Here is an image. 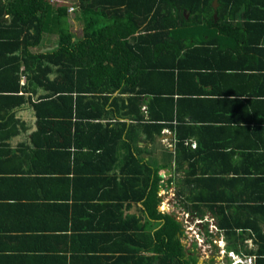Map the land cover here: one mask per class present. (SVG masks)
Masks as SVG:
<instances>
[{"label": "crops", "instance_id": "1", "mask_svg": "<svg viewBox=\"0 0 264 264\" xmlns=\"http://www.w3.org/2000/svg\"><path fill=\"white\" fill-rule=\"evenodd\" d=\"M51 1L67 8L70 30L75 37H81L86 18L82 17L80 0ZM126 1L83 3L95 4L88 5V9L114 12L125 9ZM129 1L140 10H148L154 3V0ZM214 1L216 9L220 8L214 12V20L220 27L207 23L195 29H182L183 38L195 39L194 45L182 49L170 75L149 76V86L163 90L164 95L156 100L159 107L155 105L152 110L160 114L162 106L166 107L162 114H170V108L167 109L172 102L174 117L168 124L174 127H165L152 140L135 141L132 151L151 166H163L159 172L163 187L158 194L161 206L169 205L166 213L178 210L179 215L184 212L201 218L211 215L220 228L209 210L199 215L182 206L183 196H177L180 188L171 180L191 176L193 172L200 176L206 171L205 178H213L194 190V194L219 197L223 204L231 199V205L243 206L235 211H242L245 220L257 219L264 232V0ZM50 36L45 40V50L57 44L58 38L53 42L49 41ZM146 108L142 107L145 118ZM14 114L20 122L19 132L7 141L12 153L5 155L7 148L0 149V264H160L155 233L161 223L148 218L140 221L146 227L141 232L148 239L133 229H125V225L133 227L136 220H125L124 209L129 215L140 216L141 202L131 201L132 204L124 206V190L120 187H75L71 196L64 177L43 171H48L50 165L60 169L59 160L47 163L49 156H38L27 148L31 134L37 129L33 108L27 104ZM178 126L195 159L184 160L183 168L175 175ZM108 150L109 156L101 164L100 160L86 159L77 168L83 167L90 174L91 168L100 164L97 177L103 181L119 175L123 167L122 143L114 151ZM112 152L118 161L114 162ZM183 226L180 241L186 252L195 255L197 264H206L197 254L200 251L197 244L194 243L195 250L193 243L190 248L184 244ZM91 230L99 234L96 240L92 238L94 235L86 236ZM221 230L225 233L222 239L225 258L231 252V256L241 259L251 257L255 264V255L229 248L226 231ZM246 244L248 249L256 248L251 238Z\"/></svg>", "mask_w": 264, "mask_h": 264}, {"label": "trees", "instance_id": "2", "mask_svg": "<svg viewBox=\"0 0 264 264\" xmlns=\"http://www.w3.org/2000/svg\"><path fill=\"white\" fill-rule=\"evenodd\" d=\"M84 1L87 0H80V11L86 19L82 36L77 38L70 30L65 6L55 5L51 0H0V149L7 148L5 155L12 153L7 141L19 132L20 122L14 113L30 105L37 129L30 136L28 150L38 156H49L47 163L53 159L60 162V169L50 165L51 169L44 172L64 177L70 195L75 187L122 188L124 206L132 204L131 201L142 204L140 216L129 215L124 209L125 220H136L133 227L125 225V229H133L148 239L141 232L146 227L140 221L157 220L161 223L155 233L157 261L197 264L195 255L186 252L180 241L181 222L159 209L162 198L158 192L163 187L159 172L163 166H151L135 155L132 148L135 141L152 140L165 127H174L168 124L174 117L172 102L167 109L170 108V114L163 115L166 107L162 106L160 114L152 110L156 100L164 95L163 90L149 86V76L170 75L182 49L195 43V39H184L180 31L207 23L219 28L214 12L220 8H213V0H154L148 10H140L127 0L125 5L121 3L125 9L104 12L88 9L94 3ZM53 26L58 33L57 44L45 50L43 46ZM143 106L147 107V118L142 113ZM180 131L178 126L175 175L180 173L184 160L195 159ZM121 143L124 155L119 175L114 174L106 181L99 179L97 167L109 156L108 148L114 151ZM111 155L114 162L118 161L114 152ZM86 159L100 160L90 174L83 167L77 168ZM206 174L205 171L196 176L198 173L193 172L177 181L171 178L180 188L177 196H183L181 205L199 215L209 210L226 231L229 248L255 255V264H264V232L259 221L243 219L242 211H235L243 206L231 205V199L223 204L219 197L194 194V190L213 178L206 179ZM94 231L86 236L94 235L92 238L96 240L99 234ZM250 238L256 245L254 250L247 247Z\"/></svg>", "mask_w": 264, "mask_h": 264}, {"label": "built area", "instance_id": "3", "mask_svg": "<svg viewBox=\"0 0 264 264\" xmlns=\"http://www.w3.org/2000/svg\"><path fill=\"white\" fill-rule=\"evenodd\" d=\"M22 83H24V78H22ZM162 195V194H161ZM164 205V204H163ZM166 209H165V207ZM162 207L163 211H169V205L166 204ZM181 215V214H180ZM182 218L179 221L184 225L183 226V242L187 247H191L192 243L197 244L198 249L201 252L206 253V260L202 258V263L206 264H252L253 259L251 257H239L231 256L229 253V258L221 256L226 255L224 249V236L225 233L218 228L214 218L211 215H206L203 218L198 216H192L190 213H182ZM189 232L194 234L190 235ZM223 239V240H222ZM214 262V263H213Z\"/></svg>", "mask_w": 264, "mask_h": 264}, {"label": "rangeland", "instance_id": "4", "mask_svg": "<svg viewBox=\"0 0 264 264\" xmlns=\"http://www.w3.org/2000/svg\"><path fill=\"white\" fill-rule=\"evenodd\" d=\"M54 27V26H53ZM51 27V33H48V35L50 36V39H49V41H55V39H57L58 38V33H57V31H56V27ZM53 28V29H52ZM78 32H79V30H78ZM79 34L81 35V32H79ZM47 35V36H48ZM47 38V37H46ZM58 40V39H57ZM57 42V41H56ZM165 207V206H164ZM162 209V206H161V208H160V210ZM162 211H163V209H162ZM165 213H166V211H164ZM171 214H173V216H175V218L177 219V220H179V219H181L182 217V213H181V215H179V212H178V210H172L171 212H170ZM190 233V235H193L194 236V234L192 233V232H189ZM186 246H188V245H186ZM193 249L195 250L196 249V247L194 246V244H193ZM199 251V250H198ZM198 256L199 257H204L205 259H206V253L205 252H201V251H199L198 253ZM200 259V258H199ZM206 260H208V259H206ZM214 263V262H213Z\"/></svg>", "mask_w": 264, "mask_h": 264}, {"label": "water", "instance_id": "5", "mask_svg": "<svg viewBox=\"0 0 264 264\" xmlns=\"http://www.w3.org/2000/svg\"><path fill=\"white\" fill-rule=\"evenodd\" d=\"M215 1H216V0H215ZM215 1H214V3H215ZM216 5H217V4H213V8H214V9H216ZM215 12H216V11H215Z\"/></svg>", "mask_w": 264, "mask_h": 264}, {"label": "flooded vegetation", "instance_id": "6", "mask_svg": "<svg viewBox=\"0 0 264 264\" xmlns=\"http://www.w3.org/2000/svg\"><path fill=\"white\" fill-rule=\"evenodd\" d=\"M222 257H225V256L223 255V256L219 257L218 259H220V258H222ZM219 264H220V262H219Z\"/></svg>", "mask_w": 264, "mask_h": 264}]
</instances>
